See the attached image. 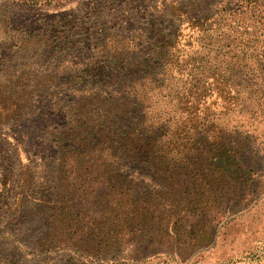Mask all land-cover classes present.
<instances>
[{"label":"trees","instance_id":"trees-1","mask_svg":"<svg viewBox=\"0 0 264 264\" xmlns=\"http://www.w3.org/2000/svg\"><path fill=\"white\" fill-rule=\"evenodd\" d=\"M245 3L227 0L196 17L198 0L153 6L140 32L151 47L134 51L126 37L102 51L104 60L78 61L65 85L92 90L73 101L70 126L53 134L59 180L50 194L55 209L51 201L43 207L61 224H50L44 250L146 263L168 243L187 260L211 245L221 213L249 201L251 136L237 117L255 95L264 101V31L238 19ZM185 22L198 46L187 57L176 47Z\"/></svg>","mask_w":264,"mask_h":264},{"label":"rangeland","instance_id":"rangeland-1","mask_svg":"<svg viewBox=\"0 0 264 264\" xmlns=\"http://www.w3.org/2000/svg\"><path fill=\"white\" fill-rule=\"evenodd\" d=\"M194 1L0 0V264H114L70 249L41 247L50 224H61L54 216L57 212L48 210L55 209L56 196L50 194L59 180V149L53 134L70 126L67 112L73 101L92 90L83 84L84 91L78 92L76 85L65 84L81 68L78 61L87 65L94 56L102 61V51L117 49L126 37V46L134 51L151 47L150 39L140 42V32L149 27L154 12L147 13L148 8L176 3L188 8ZM198 1L194 17L206 8L213 13L227 4V0ZM253 1L246 0L237 16L249 20L257 33L264 31V0H256V6ZM188 26V22L182 25L176 44L186 57L198 50L190 40L196 32ZM66 34L72 36L70 42L60 43ZM255 97L237 117L251 136L244 153L256 172L249 201L221 213L211 245L187 260L171 254L165 243L161 249L155 247L146 263L140 259L121 263L264 264V101ZM48 201L52 203L46 209Z\"/></svg>","mask_w":264,"mask_h":264}]
</instances>
